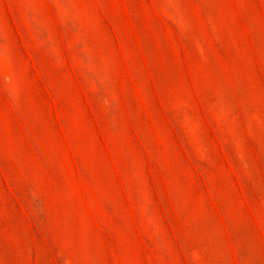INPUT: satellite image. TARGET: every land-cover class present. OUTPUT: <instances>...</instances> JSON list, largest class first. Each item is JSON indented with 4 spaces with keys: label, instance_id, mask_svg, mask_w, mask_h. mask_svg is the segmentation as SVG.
I'll return each instance as SVG.
<instances>
[{
    "label": "rangeland",
    "instance_id": "374dc122",
    "mask_svg": "<svg viewBox=\"0 0 264 264\" xmlns=\"http://www.w3.org/2000/svg\"><path fill=\"white\" fill-rule=\"evenodd\" d=\"M0 264H264V0H0Z\"/></svg>",
    "mask_w": 264,
    "mask_h": 264
}]
</instances>
